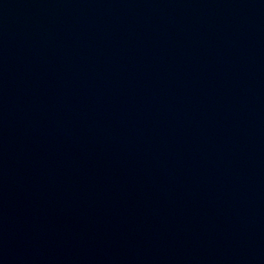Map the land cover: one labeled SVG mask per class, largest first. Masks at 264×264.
<instances>
[{
  "label": "water",
  "instance_id": "water-1",
  "mask_svg": "<svg viewBox=\"0 0 264 264\" xmlns=\"http://www.w3.org/2000/svg\"><path fill=\"white\" fill-rule=\"evenodd\" d=\"M0 264H264V0H0Z\"/></svg>",
  "mask_w": 264,
  "mask_h": 264
}]
</instances>
